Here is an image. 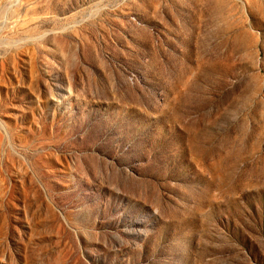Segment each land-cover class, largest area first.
<instances>
[{
	"label": "rangeland",
	"instance_id": "374dc122",
	"mask_svg": "<svg viewBox=\"0 0 264 264\" xmlns=\"http://www.w3.org/2000/svg\"><path fill=\"white\" fill-rule=\"evenodd\" d=\"M0 264H264V0H0Z\"/></svg>",
	"mask_w": 264,
	"mask_h": 264
}]
</instances>
